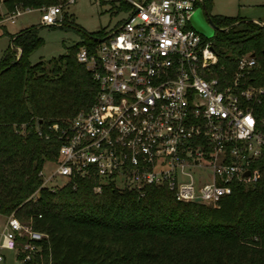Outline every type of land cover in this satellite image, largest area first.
Listing matches in <instances>:
<instances>
[{
    "label": "built area",
    "instance_id": "2783aa9c",
    "mask_svg": "<svg viewBox=\"0 0 264 264\" xmlns=\"http://www.w3.org/2000/svg\"><path fill=\"white\" fill-rule=\"evenodd\" d=\"M126 1L128 16L92 51L86 45L76 51L98 91L90 107L65 125L38 129L59 140L58 154L38 171L41 182L28 198L36 199L40 187L55 190L90 178L95 192L107 184L140 194L147 186H164L178 200L217 205L232 182L260 176L264 86L249 78L254 54H240L231 73L217 75L212 38L190 23L200 0ZM32 9L16 4L1 14L0 2V21L15 22ZM36 9L41 24L61 23L62 4ZM0 216V262L10 250L20 263L38 255V264H46V233L14 212Z\"/></svg>",
    "mask_w": 264,
    "mask_h": 264
},
{
    "label": "trees",
    "instance_id": "16d2710c",
    "mask_svg": "<svg viewBox=\"0 0 264 264\" xmlns=\"http://www.w3.org/2000/svg\"><path fill=\"white\" fill-rule=\"evenodd\" d=\"M0 2L5 14L16 4L38 8L57 0ZM204 5L217 26L211 36L217 75L231 73L237 57L250 51L256 63L249 78L264 86V21L211 15L210 2ZM82 33V41L50 58L47 67L41 59L29 60L42 43L36 26L6 31L10 43L0 55V215L14 212L46 233V264H264V157L258 179L232 182L217 205L178 200L164 186L150 185L140 194L107 184L95 192L90 178L55 190L40 187L36 199L28 198L41 182L38 171L58 154L59 140L38 129L65 125L90 107L98 91L76 51L80 45L92 51L105 32ZM40 260L36 255L26 264Z\"/></svg>",
    "mask_w": 264,
    "mask_h": 264
},
{
    "label": "rangeland",
    "instance_id": "374dc122",
    "mask_svg": "<svg viewBox=\"0 0 264 264\" xmlns=\"http://www.w3.org/2000/svg\"><path fill=\"white\" fill-rule=\"evenodd\" d=\"M211 15L242 16L264 21V0H208ZM64 0H57L62 4ZM126 0H73L65 4L59 15L62 23L44 25L40 23L41 12L38 9L22 11L15 22L5 21L8 33L14 34L27 25L37 27L42 43L33 49L29 60L33 63L43 60L50 66L49 59L65 53L70 46L82 41L83 31L97 33L108 31L125 19L130 9ZM63 15L65 20H63ZM2 21H0L1 25ZM9 42L8 34H0V55ZM195 172V171H193ZM2 217L0 216V224ZM5 259L0 264H21L14 251L4 250Z\"/></svg>",
    "mask_w": 264,
    "mask_h": 264
},
{
    "label": "water",
    "instance_id": "95a60500",
    "mask_svg": "<svg viewBox=\"0 0 264 264\" xmlns=\"http://www.w3.org/2000/svg\"><path fill=\"white\" fill-rule=\"evenodd\" d=\"M190 23L195 30L207 37H211L214 33V30L217 28V26L212 21L211 17L205 12L204 0H200V5L194 10L192 15L190 16ZM103 39L104 37L97 38L98 41H101ZM244 174L247 175L248 171H245Z\"/></svg>",
    "mask_w": 264,
    "mask_h": 264
},
{
    "label": "crops",
    "instance_id": "0c3cea01",
    "mask_svg": "<svg viewBox=\"0 0 264 264\" xmlns=\"http://www.w3.org/2000/svg\"><path fill=\"white\" fill-rule=\"evenodd\" d=\"M253 20H256V21H259L258 19H253ZM263 22V21H262ZM5 21H2L1 25H0V34H6V27L4 25ZM10 43V40L8 42V44ZM7 44V45H8Z\"/></svg>",
    "mask_w": 264,
    "mask_h": 264
}]
</instances>
